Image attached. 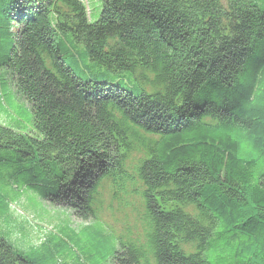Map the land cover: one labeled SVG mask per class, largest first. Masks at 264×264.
<instances>
[{"label":"trees","instance_id":"16d2710c","mask_svg":"<svg viewBox=\"0 0 264 264\" xmlns=\"http://www.w3.org/2000/svg\"><path fill=\"white\" fill-rule=\"evenodd\" d=\"M1 88L0 264H264V0H0ZM129 186L141 244L92 222Z\"/></svg>","mask_w":264,"mask_h":264},{"label":"rangeland","instance_id":"374dc122","mask_svg":"<svg viewBox=\"0 0 264 264\" xmlns=\"http://www.w3.org/2000/svg\"><path fill=\"white\" fill-rule=\"evenodd\" d=\"M86 2L89 8V18L91 20H95L100 15L101 7H102V0H86ZM3 92L5 93L4 95H3ZM0 95H1L0 97V123L6 124L12 127H18L19 125H21V122H22V120L18 117L19 113H21L26 118L30 117V112L24 107V104L19 102L17 99H15L13 97V94L10 91H8L6 88L0 89ZM5 105L7 106L8 109L4 108ZM21 126L23 127V129L26 128L25 125H21ZM102 195H103V200L100 203H98V205L101 208L99 215H100V221L102 222V225L99 224L98 222L92 221L93 225L96 224L97 227H100V229H102V226H103L104 229L108 231L104 233V235L107 236V238H110L113 243H115V240H114L113 234L109 232L111 230L115 232L117 235H119L122 241L136 240V238L133 237L132 231L129 226V225H133L132 220L122 219L123 213L129 212L128 210H126L127 204L125 203H126V200L133 201L131 195L125 196L122 200L113 199L110 196L107 188L103 190ZM111 201H113V206L110 208L109 204L111 203ZM10 207H11L10 211L12 213H15L14 214L15 217L17 218L21 217V219H23L24 221L29 220L30 224L34 225L35 227H36V224L38 225L41 224L39 220L35 218V215L31 211H29L23 205H21L20 200L12 201V204ZM53 209H59V208L58 206H56V207H53ZM72 217L77 222L81 221L80 219L77 218V216H72ZM138 231L140 232L141 229L139 228L138 230H136V232ZM13 236L17 240L27 237V235L24 233H20V234L18 233L16 235L13 234L12 237Z\"/></svg>","mask_w":264,"mask_h":264},{"label":"clouds","instance_id":"9594fccd","mask_svg":"<svg viewBox=\"0 0 264 264\" xmlns=\"http://www.w3.org/2000/svg\"><path fill=\"white\" fill-rule=\"evenodd\" d=\"M114 240H115V242H118V243L120 242V241L116 240L115 238H114ZM142 243H145V241H143Z\"/></svg>","mask_w":264,"mask_h":264}]
</instances>
